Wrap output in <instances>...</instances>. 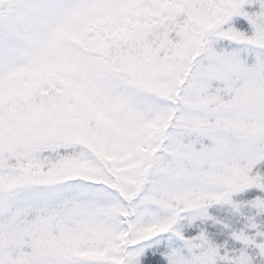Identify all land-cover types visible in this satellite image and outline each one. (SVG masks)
<instances>
[{
	"label": "snow or ice",
	"instance_id": "obj_1",
	"mask_svg": "<svg viewBox=\"0 0 264 264\" xmlns=\"http://www.w3.org/2000/svg\"><path fill=\"white\" fill-rule=\"evenodd\" d=\"M0 264H264V0H0Z\"/></svg>",
	"mask_w": 264,
	"mask_h": 264
}]
</instances>
